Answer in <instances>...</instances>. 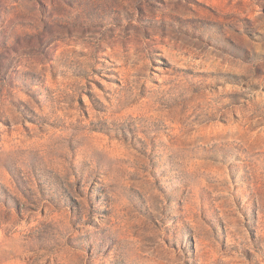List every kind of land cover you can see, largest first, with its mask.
<instances>
[{
  "label": "rangeland",
  "instance_id": "rangeland-1",
  "mask_svg": "<svg viewBox=\"0 0 264 264\" xmlns=\"http://www.w3.org/2000/svg\"><path fill=\"white\" fill-rule=\"evenodd\" d=\"M0 264H264V0H0Z\"/></svg>",
  "mask_w": 264,
  "mask_h": 264
}]
</instances>
